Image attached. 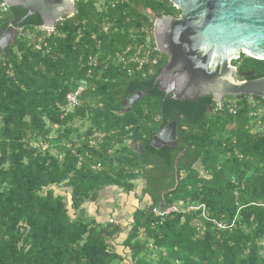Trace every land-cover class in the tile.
<instances>
[{
	"label": "trees",
	"instance_id": "obj_1",
	"mask_svg": "<svg viewBox=\"0 0 264 264\" xmlns=\"http://www.w3.org/2000/svg\"><path fill=\"white\" fill-rule=\"evenodd\" d=\"M75 9L45 40L47 51L36 50L39 35L28 32L5 54L0 49V264H264V99L228 96L216 110L212 95L168 97L165 118L184 116L180 138L156 148L150 139L162 123L165 94L155 83L168 58L146 75L114 60L147 39L149 16L180 11L170 0H75ZM27 13L10 7L0 16V37L10 23L30 33L43 25L38 13ZM90 58L99 63L94 89L63 116L60 106L86 77ZM232 65L254 72L240 80L264 76V60L242 54ZM138 91L143 95L126 110L122 102ZM228 100H236L234 109ZM75 120L88 124L84 132L71 126ZM96 131L102 138L90 146ZM75 132L78 143L70 138ZM133 142L143 145L139 151ZM184 150L176 187L175 160ZM139 180L144 206L123 224L75 218L102 189L130 194ZM191 204L205 205L208 218L201 209L182 211ZM173 205L180 213L153 215L154 207Z\"/></svg>",
	"mask_w": 264,
	"mask_h": 264
},
{
	"label": "water",
	"instance_id": "obj_2",
	"mask_svg": "<svg viewBox=\"0 0 264 264\" xmlns=\"http://www.w3.org/2000/svg\"><path fill=\"white\" fill-rule=\"evenodd\" d=\"M170 1L180 11L179 16L156 18L153 33L161 53L168 58L155 83L165 94L162 101L164 122V104L168 97L181 102L195 101L204 95H212L215 102L228 96L243 95L264 99V76L240 80L254 72H237L232 65L242 54L264 60V0ZM6 2L10 7L26 8V17L38 13L48 28H54L59 21L76 13L75 0ZM17 37L18 31L14 27L2 31V54L15 44ZM142 95L138 91L122 102L123 107L129 110ZM176 124L161 130L154 136V141L161 145H176L180 138ZM131 145L135 151L141 146L136 142ZM182 156V153L178 154L175 160L176 187L179 184L178 162Z\"/></svg>",
	"mask_w": 264,
	"mask_h": 264
},
{
	"label": "built area",
	"instance_id": "obj_3",
	"mask_svg": "<svg viewBox=\"0 0 264 264\" xmlns=\"http://www.w3.org/2000/svg\"><path fill=\"white\" fill-rule=\"evenodd\" d=\"M99 2H103V0H98ZM10 6L7 4L6 0H0V16L8 13ZM155 20L153 17L149 16V22L153 24V27H143L142 32H144L147 35V39L140 42V43H131L127 45L123 50L120 51L119 55L115 58L114 62L116 65L121 66L124 70H126L129 74L134 73H143V75H146L147 73L153 72V70L158 66L163 53H161L159 47L157 46L153 33H154V23ZM9 27H14L18 31V36L29 33L31 37L38 36V40L35 42V49L38 51H47V43L45 42L46 39L50 38L55 33V27L54 28H48L44 25L35 26L33 28V31L30 33V31L26 30L23 26H20L18 24L10 23L8 25ZM99 68V63L95 58H90L88 62V69H87V75L86 77L79 78L74 81V88L73 90L69 91L66 94L65 104L63 106H60V109L62 110V115L67 116L70 114L75 113L77 108H79L81 99L85 93H87L90 89H94L91 79L98 78L97 75L94 73V69ZM251 102L253 106H255V102L253 99H251ZM229 106L231 109H234V106L236 104V100H228ZM223 101L216 102V110H220L223 108ZM264 128V125L262 129ZM53 134V133H52ZM50 135L49 139L53 137V135ZM94 138L91 140L90 146H94L96 143V139L102 138V134L99 132L94 133ZM39 146H41L43 149H46L48 146L47 142L40 141L38 143ZM72 152L76 155L78 153L75 149L72 150ZM80 159H84V156H79ZM98 165L97 167H99ZM202 210V215L205 218L207 217L205 205L203 204H191L183 207L182 211H197ZM181 207L173 205L166 208H159L154 207L152 209L153 215L156 217H160L161 219L165 218L168 214L171 213H180ZM110 223H115L114 219H109ZM216 222V221H215ZM217 225L220 228H227L230 227L222 222H217Z\"/></svg>",
	"mask_w": 264,
	"mask_h": 264
},
{
	"label": "crops",
	"instance_id": "obj_4",
	"mask_svg": "<svg viewBox=\"0 0 264 264\" xmlns=\"http://www.w3.org/2000/svg\"><path fill=\"white\" fill-rule=\"evenodd\" d=\"M136 184L130 194H125L120 188H104L99 192L97 200H87L76 212L86 214L88 221L96 219L105 223L109 219H114V224H123L129 219L132 211L144 206L137 198L141 194L142 182L139 180Z\"/></svg>",
	"mask_w": 264,
	"mask_h": 264
},
{
	"label": "flooded vegetation",
	"instance_id": "obj_5",
	"mask_svg": "<svg viewBox=\"0 0 264 264\" xmlns=\"http://www.w3.org/2000/svg\"><path fill=\"white\" fill-rule=\"evenodd\" d=\"M177 16H179V15H177ZM183 118H184V116H183V114H181V115H179V114H176V113H174L169 119H166L165 118V121L166 122H164V119H163V117H162V123L159 125V127H158V129H157V131H156V133H154V135L152 136V139H150V141H151V144L153 145V143H155V144H158V145H160V146H163V145H161V142H155L154 141V136H156V135H158V133L161 131V130H163L164 128H166V127H172V125H173V123H177L176 125H177V130H178V133H179V136H180V127H181V123H182V121H183ZM175 125V124H174ZM169 128V129H170ZM178 140L179 139H177V144H178ZM157 141V140H156ZM176 144V145H177ZM176 145H172V146H176ZM143 145H141L139 148H141ZM154 146V145H153ZM159 146V147H160ZM138 148V151L140 150ZM185 150L184 151H182L181 153H182V157H184V154H185ZM181 157V158H182ZM180 158V159H181Z\"/></svg>",
	"mask_w": 264,
	"mask_h": 264
},
{
	"label": "rangeland",
	"instance_id": "obj_6",
	"mask_svg": "<svg viewBox=\"0 0 264 264\" xmlns=\"http://www.w3.org/2000/svg\"><path fill=\"white\" fill-rule=\"evenodd\" d=\"M71 126L77 128L78 131L84 132L85 129L87 128L88 124L87 123H82L79 120H75V121H73V123H72ZM52 135L54 137V133ZM70 138L73 140V142L78 143L77 132L73 133V135ZM196 167L198 169H200V166L199 165H196ZM71 217L73 218L74 215L73 216L71 215ZM75 218L76 219H81V220H84V221H88L89 220V218H88V216L86 214L79 213V212H76V217ZM120 264H128V263H127V260H124Z\"/></svg>",
	"mask_w": 264,
	"mask_h": 264
}]
</instances>
